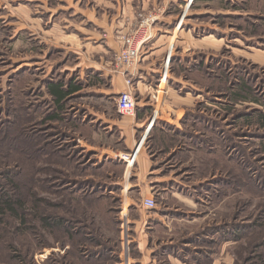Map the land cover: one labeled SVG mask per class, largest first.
<instances>
[{"label":"rangeland","instance_id":"rangeland-1","mask_svg":"<svg viewBox=\"0 0 264 264\" xmlns=\"http://www.w3.org/2000/svg\"><path fill=\"white\" fill-rule=\"evenodd\" d=\"M125 3L0 0V195L21 208L19 219L6 214L0 264H28V252L37 264H262L264 0H157L140 11L152 12L155 24L170 23L155 39L163 36L166 44L154 64L153 99L168 59L159 100L172 95L190 104L179 115L167 105L149 111L160 117L144 134L152 168L142 177L136 162L125 160L136 150L118 142L115 130L102 140L109 151L92 150L84 139L92 136L86 123L106 127L90 122L91 115L83 119L86 105L112 116L121 92L84 90L62 112L47 92L48 82L85 84L71 70L80 61L68 41L87 43L100 30L91 20L116 18ZM129 5L136 17V0ZM130 28L128 36L136 31ZM189 32L198 45L190 53L184 52ZM102 75L96 72V84L106 80ZM243 80L253 94L237 102L245 96L238 91ZM56 111L61 118L49 120ZM148 197L155 208L144 207ZM42 217L59 225L46 228ZM19 254L25 262L14 261Z\"/></svg>","mask_w":264,"mask_h":264},{"label":"crops","instance_id":"crops-1","mask_svg":"<svg viewBox=\"0 0 264 264\" xmlns=\"http://www.w3.org/2000/svg\"><path fill=\"white\" fill-rule=\"evenodd\" d=\"M169 1L170 0H168V3L166 5L169 4ZM129 2L130 0H126L124 8L117 11L116 18L111 17L110 19L107 18L105 20L103 18V22H101L100 24L91 20V26H98V29L101 30V33L103 32L108 34L107 38H104L102 34H100V30L97 34L95 32L92 33L93 31H91V33L88 34L89 37H86L87 43L81 42L80 40H77L75 38H70L68 43L71 46H75L76 51H74V54L75 56H77V60L80 61L75 69L71 70H73L74 72H77V70H79L80 80L84 79V82L86 84H84L83 89L80 92L75 93L72 96L76 97L84 90L87 93L97 91L100 93L102 92L101 94H106L109 97H115L120 92L127 90H131L135 96L138 95V109L136 112L135 120L122 121L116 109L115 103H113L112 105V108H114V113L112 116L93 112L91 110L92 108H90L89 105H86V116L83 119L86 120L87 116L91 115L89 119L93 120H91L90 122L100 121L101 125H106V127H101L100 129L98 128V130H96L94 129V127L91 128L87 126L86 123V132L88 133V135H92L90 136L91 139L86 138L87 136L84 137V139H87L85 141L86 146L95 151H109V149H107L109 148V144L106 142H102V140L104 137L108 138L109 129H111L110 131L115 130L116 136L117 138H119L118 142L122 143V145L124 143L129 147V149L134 148V151L136 150V156H138L135 160L138 166V168H136V172L138 173L137 177H142L145 172H150L152 168V161L148 158L147 154H144V151H146L144 150L143 142L144 134H146L145 131H147L148 123H151L153 118L155 123V121H157L160 117L158 115V112L156 113V116L153 117L152 113L154 111L152 112L151 108L154 109L158 106L162 108V106L164 107L167 105L171 109L174 108V113L179 115V112L181 110H184L182 106L190 107V104L186 102V104L188 105H185L184 102H181L172 95L171 98L173 99L171 101H165L163 104L160 101L159 103L157 102V96L156 99H153L155 98L153 94L154 76L158 74V71H156V69L154 68V64L155 60H158V58L163 55L166 44L164 43L165 40L163 39V36L156 41L155 39L157 38L158 33H168L167 31H163L162 29L165 26H161L162 24L170 25L167 18H164L163 21H160L161 23H159V25L158 23L155 24V26H153L148 31H145L137 38L136 47L139 49V57L134 62L133 67L130 68L128 74L118 69H116L115 71L112 68L113 63L111 62L113 61V57L115 58V56L125 48V38L128 36V32L132 31L133 29L130 28L131 25H134L136 29L138 27V16L140 15V11L148 12L149 10H151V8L157 6V0H136L135 17V13H130ZM120 16H122V18H120ZM191 34L192 33L190 32L185 33L187 42L190 40V45H187L186 48H184V52L190 53L192 50L198 48L197 43L192 42L193 35ZM78 43H80V45H78ZM183 43L184 42H182V44ZM81 46L84 47L83 49H85L83 55L79 54L78 52L80 49L78 47ZM78 56L80 58L84 57V61ZM96 72H102L106 80H104L103 83L94 85V77L96 75ZM89 76H91V78H89ZM127 78H131L132 81H134V84L131 88H129L126 84ZM89 79L93 82H89ZM109 102L111 101L109 100ZM149 111H151L152 113H149ZM179 120L180 116H177L175 122H179ZM88 140H93L94 143L89 144L87 142Z\"/></svg>","mask_w":264,"mask_h":264},{"label":"built area","instance_id":"built-area-1","mask_svg":"<svg viewBox=\"0 0 264 264\" xmlns=\"http://www.w3.org/2000/svg\"><path fill=\"white\" fill-rule=\"evenodd\" d=\"M184 16H185V12L182 15L181 21L178 24V28L182 26V20ZM139 18H140L139 24H138L136 31L133 33L132 36L130 35L125 38L126 40L125 48L121 50V52L118 55L115 56V63L117 67L116 69L123 71L126 74L129 73L130 68L133 67L134 62L139 57V49L136 47L137 38L140 35H142L145 31H148L149 29H151L158 20V18L152 12H150L147 15L140 14ZM167 65H168V59H167L166 68L163 70V73H162L160 86L158 88L159 89L157 93L159 94L157 96L158 103L160 101L159 96L161 97L162 94L163 96L164 94H166V89H164V87L161 88V86L163 82L166 81L168 78L169 69L167 68ZM126 84L129 88H131L133 86L132 79L127 78ZM161 90L163 91L162 93H160ZM116 104H117L118 113L121 114L123 117H135L137 108H138V105H137L138 103H137V99L135 98L131 90L121 92L118 95ZM153 123H154V118L152 119L150 125L148 126V130L146 131L145 135H147L149 128L153 127ZM128 158H129L128 160L127 159L125 160L128 162L129 165L133 164L131 162H135V159L133 158L132 155H129ZM143 205L147 209H153L156 206V201L153 197H148L144 199ZM127 226H128V222L124 223V227H127Z\"/></svg>","mask_w":264,"mask_h":264},{"label":"trees","instance_id":"trees-1","mask_svg":"<svg viewBox=\"0 0 264 264\" xmlns=\"http://www.w3.org/2000/svg\"><path fill=\"white\" fill-rule=\"evenodd\" d=\"M204 66V63H201L200 67ZM198 71V70H196ZM213 78H216V75H212ZM94 85L97 83L96 82V77H94ZM220 78V77H219ZM241 88L238 90L239 92H243V94L245 96L240 95L241 97H237V102L238 101H244L247 100L251 94H253V89L252 87H248V84L245 82V80H243L242 82L239 83ZM83 83H74V81H71L69 83H64L62 81H58V82H48L47 83V92L49 94V96L51 97V99L54 101V104H56V109L58 110V112H62L64 110V103H66L70 97H72V95H74L75 93L80 92L83 89ZM255 88V87H254ZM256 102H259V100H256ZM58 112L56 111L55 115H51L49 116V120H56V119H60L61 118V114L58 115ZM261 119L264 120V115H262L260 117ZM167 127V124H166ZM170 128V127H168ZM177 130L178 133H180V131H178L179 129H175ZM155 131V129L153 130ZM182 132V131H181ZM4 198V199H3ZM19 202H14V200H12L10 198V196L8 194H4V196L1 197L0 195V231L2 230L1 228L4 226L5 224V218H6V214L10 213L12 214L15 218L19 219L21 218V215L19 213V210H21L20 206H19ZM41 222L43 224L44 227L48 228V227H55L58 226L59 223H52V218L51 217H42L41 218ZM31 255V256H30ZM32 253L27 254V256L30 258L28 264H37L36 261L34 260V257H32ZM22 257L21 254L17 255L14 257V261H19L20 263H23L26 261V257ZM52 259V256H49L48 260ZM260 259L262 260V264H264V251L261 253L260 255ZM120 260V259H118Z\"/></svg>","mask_w":264,"mask_h":264},{"label":"bare ground","instance_id":"bare-ground-1","mask_svg":"<svg viewBox=\"0 0 264 264\" xmlns=\"http://www.w3.org/2000/svg\"><path fill=\"white\" fill-rule=\"evenodd\" d=\"M139 152H140V151H139ZM133 157H134L135 159H137L138 156L134 155Z\"/></svg>","mask_w":264,"mask_h":264},{"label":"water","instance_id":"water-1","mask_svg":"<svg viewBox=\"0 0 264 264\" xmlns=\"http://www.w3.org/2000/svg\"><path fill=\"white\" fill-rule=\"evenodd\" d=\"M141 144V143H140Z\"/></svg>","mask_w":264,"mask_h":264}]
</instances>
